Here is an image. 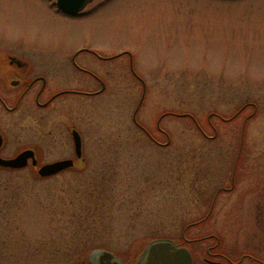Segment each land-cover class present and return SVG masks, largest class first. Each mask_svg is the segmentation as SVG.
<instances>
[{"label":"rangeland","instance_id":"rangeland-1","mask_svg":"<svg viewBox=\"0 0 264 264\" xmlns=\"http://www.w3.org/2000/svg\"><path fill=\"white\" fill-rule=\"evenodd\" d=\"M100 1L71 19L51 0H0V41H11L29 66L51 71L53 88L64 87L63 67L84 47L77 62L110 83L102 99L52 108L51 128L57 138L66 134V146L48 148L43 161L70 155L68 129L76 124L86 157L79 170L50 179L37 170H0L3 256L13 241L2 242L12 236L4 228L21 231L34 264H79L101 250L134 264L126 258L153 239L179 240L199 221L196 228H253L264 198L252 191L264 182V0H110L96 7ZM80 75L72 86L100 90ZM144 88L136 119L162 147L134 122ZM251 103L258 110L241 114ZM162 116L166 135L157 132ZM13 123L5 119L2 128L18 131ZM30 133L20 137L33 140ZM11 138L9 153L16 149ZM236 164V191L216 200ZM98 192L104 200L91 201Z\"/></svg>","mask_w":264,"mask_h":264},{"label":"flooded vegetation","instance_id":"flooded-vegetation-1","mask_svg":"<svg viewBox=\"0 0 264 264\" xmlns=\"http://www.w3.org/2000/svg\"><path fill=\"white\" fill-rule=\"evenodd\" d=\"M96 1L98 0H93L89 5ZM108 1L110 0H101L100 3H97L96 7L104 5ZM86 9L75 15L65 14L60 10L58 12L65 17L76 19L80 18L85 13ZM81 53H79L78 49L72 56L71 66L63 67L65 69L64 81L62 82L64 87L55 89L53 88L55 83L53 84L54 80L51 71L43 69L38 70L37 66H18L16 63H12L11 56L17 55V49H15V46L9 40L6 44L0 41V136L2 137L0 158L11 160L26 150H32L37 160V166L33 165L32 159H29L28 165L24 168L10 169L0 166L1 171L9 170L18 172L26 169L38 171L39 168L45 165L64 160L74 161V166L71 169L62 171L48 178H42L50 179L59 176L62 173L69 172L73 168L79 170L80 166L86 162L84 145H82V158L79 159V157L76 156L73 131L76 130L81 135L79 126L76 124L70 125L68 129V135L71 142V145L69 146L71 151L70 155L43 161V153L48 148H56L60 145L63 149L66 146V134L61 132L60 138H57L54 136V130L51 128L50 115L53 106L60 102H73L79 104V98L87 100L102 99L110 93L109 76L106 78L104 75L99 74L97 70L86 67L87 65L81 66L79 62H77V58ZM95 55L102 60L106 59L98 54ZM75 58L76 61L74 60ZM109 58L110 57L107 59ZM79 73L86 75L95 81L100 86V90L95 89L84 91L79 90V87L77 86H72H79V78H82L81 75L79 76ZM250 107L254 110H258L257 104H246L243 107L241 114ZM5 119L14 122L12 127H17L16 129H18V131H13L16 134L2 128L1 122L5 121ZM221 120L227 121L223 118H221ZM25 121H29V123L25 125ZM35 124H37L36 127ZM209 124L215 129L211 119L209 120ZM26 126H33L34 128L29 130L26 129ZM140 129L151 142L156 144V146H164L155 134L144 128ZM25 131L27 133L31 132L30 134L34 136V139L31 140L30 138L25 137L21 138L20 134ZM157 132L159 135H166L165 130L159 126ZM200 132L208 140L213 138L216 139L215 137L211 138L201 130ZM62 134L64 138H61ZM35 135L40 139H36L35 141ZM10 138L16 143V149L11 153L6 151V147L11 141ZM81 138L83 142L82 135ZM197 167L200 169V166H195L193 167L194 170ZM198 169L196 173L200 174L202 171H198ZM224 173L227 174V171L225 172V170H223L222 174ZM240 174L241 170L239 165L236 164L233 166L230 173L231 186L226 187L219 185L216 188L213 197L216 198V196L229 195L235 192L237 189L238 175ZM198 182L196 184H198ZM252 191L257 193L258 197L260 195V197L263 198L264 182L256 183L252 187ZM202 193H204L203 188L200 194ZM202 196H204V194H202ZM89 199L91 201L104 200V196L102 193L98 192L90 195ZM89 206L93 207L95 205L93 203L91 205L89 204L88 207ZM96 207H99L97 202ZM256 216V225L253 228H196L205 222L199 221L196 224L194 223V225H191L192 228H183L180 239L175 240L174 243L178 247L184 248L188 251L192 264H264V198L256 204ZM6 229L7 228H4L5 233L12 232V236L3 235L2 242L4 243L7 242V239H12V250L10 248L7 249L6 256H3L6 249H0V254L2 255L0 256V264H10L11 262H15L16 264H34L35 251L31 249L29 243L25 244V236L21 234V231H19L18 228L12 231H6ZM2 232L3 231L0 233ZM90 262L91 264H94V258H91ZM100 263L115 264L114 261H108L106 259H101Z\"/></svg>","mask_w":264,"mask_h":264},{"label":"water","instance_id":"water-1","mask_svg":"<svg viewBox=\"0 0 264 264\" xmlns=\"http://www.w3.org/2000/svg\"><path fill=\"white\" fill-rule=\"evenodd\" d=\"M92 1L93 0H57V5L58 8L63 12L70 15H75L83 11L86 8V6ZM11 61L12 63H16L18 66L30 65L28 61L19 58L17 56H11ZM145 91L146 89L144 88V93L141 98L140 104L134 114L135 122H137L136 119L137 113L145 98ZM187 116L193 118L191 115H187V114L182 115L181 117H187ZM163 118L164 116H162L159 120V124H158L159 127H160V122ZM73 137L76 147V156L79 157V159H81L82 145H83L81 135L76 130H74ZM1 145H2V137L0 136V147ZM29 159H32L33 165L37 166V160L32 150H26L21 154H19L16 158L11 160H5L0 158V166L10 169H21L28 165ZM73 166H74L73 160H64L42 166L41 168L38 169V174L42 178H48L62 171L71 169ZM174 242L175 241L171 239H153L152 241H150V243H148V245L144 248V250L141 251L139 256L134 259V264H192L191 257L188 251L184 248L178 247L177 245H175ZM92 252L88 255V261L90 264H91L90 259L93 258V256L95 257L94 264H101L100 263L101 259L114 261L115 264H124V260L112 252L104 251V250L95 253Z\"/></svg>","mask_w":264,"mask_h":264},{"label":"trees","instance_id":"trees-1","mask_svg":"<svg viewBox=\"0 0 264 264\" xmlns=\"http://www.w3.org/2000/svg\"><path fill=\"white\" fill-rule=\"evenodd\" d=\"M140 253H141V251L139 250L138 252H136V254H134V255L131 254V255H130L131 257H128V258H126V259H129V258H134V259H135V258H137V257L139 256ZM122 258L124 259L125 257L122 256ZM79 264H87V263L85 262V259H84V262L79 263Z\"/></svg>","mask_w":264,"mask_h":264}]
</instances>
